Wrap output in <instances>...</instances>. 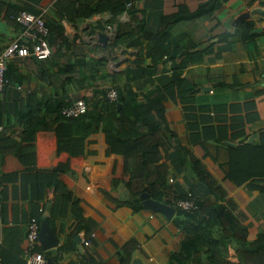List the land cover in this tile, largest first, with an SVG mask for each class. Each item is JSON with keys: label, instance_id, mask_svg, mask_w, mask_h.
Returning a JSON list of instances; mask_svg holds the SVG:
<instances>
[{"label": "crops", "instance_id": "crops-1", "mask_svg": "<svg viewBox=\"0 0 264 264\" xmlns=\"http://www.w3.org/2000/svg\"><path fill=\"white\" fill-rule=\"evenodd\" d=\"M57 1L0 0V22L5 24L0 29V53L24 31L14 17L21 10L45 16L53 47L45 60H10L9 83L0 97V132L6 130L20 140L23 108L45 104V97L67 103L77 98L97 101L106 88L129 85L146 102V93L179 78L175 88L183 86L186 97L166 101L174 135L162 159L169 166L171 201L189 191L213 199L195 156L238 201L247 214L249 238L254 239L264 227V179L250 180L252 187L248 182L237 184L225 170L229 145L260 142L264 134V28L244 36L237 30L242 22H235L243 11L264 6V0H217L211 13L168 26L164 17L182 5L195 11L212 0H133L132 6L126 3L118 11L106 10L77 23L59 12ZM131 7L137 8L142 29L113 45L117 22L135 23ZM113 17L117 22L112 24ZM248 20L254 21L253 29L264 25L259 14ZM101 32L108 34L106 42ZM81 136L78 131L66 140ZM34 144V162L28 156L33 163L0 153L1 264H23L27 221L40 213V207V222L47 217L58 238V245L47 249L55 264H122L128 242H133V249L125 264H168L169 253L180 244V229L173 223L177 208L168 217L146 207L142 197L140 203L132 199L126 152H108L102 129L83 134L77 153L70 141L59 149L57 133L48 128L36 132ZM55 180L60 184L55 186ZM66 191L72 193L68 202L63 199ZM77 236L81 241L76 243ZM88 238L90 244L85 243ZM230 253H235L233 247Z\"/></svg>", "mask_w": 264, "mask_h": 264}, {"label": "trees", "instance_id": "trees-1", "mask_svg": "<svg viewBox=\"0 0 264 264\" xmlns=\"http://www.w3.org/2000/svg\"><path fill=\"white\" fill-rule=\"evenodd\" d=\"M216 1L212 0L195 11H190L187 5H182L178 12L164 17V24L168 26L172 22L211 13L215 9ZM128 2L133 0H58L56 6L62 15L77 23L79 19L106 10L118 11ZM19 12L14 14L15 20ZM137 12L134 7L132 20L135 23L117 22L114 17L110 19L112 24L117 22L113 45L138 35L142 29V21ZM254 27V21L247 20L239 23L237 30L250 37ZM139 69L140 67H137L135 72ZM9 74L8 67V78ZM178 79L168 81L146 93V102L140 101L129 85L118 89L119 97L116 101L104 99L103 95L97 101L88 99L90 109L77 117L62 114V108L72 103H67L62 98L52 100L45 97V104L28 103L21 115L25 123L22 138L17 140L7 135L6 130H2L0 153H13L24 164L31 162L28 160L29 156L34 162L36 132L43 128L52 129L57 133L59 149L65 148V143L70 141L75 149L73 151L77 153L83 144V134L102 129L107 136L108 152H126L130 173L128 185L132 199L140 203L142 194L148 192L152 198L165 200L175 206L177 200L187 198L188 193L177 198L175 202L171 201L172 188L167 184L169 166L162 159L172 147L174 135L166 117V101L177 95L181 99L186 97L183 86L175 88L179 84ZM118 102L121 106H118ZM41 113L44 115L41 116ZM47 115L50 116L49 119ZM78 131H81V137L66 140L67 136L74 137ZM218 141L225 142L222 139ZM229 150L230 159L225 170L229 179L237 184L248 182L249 186L252 185L249 182L252 179H264V134L260 142L243 141L238 146L229 145ZM193 161L199 175L210 188L213 199H202L193 192L197 208L186 210L176 207L177 213L173 223L180 229V244L169 253L168 264H264V227L254 239H250L245 225L247 214L239 208L238 201L228 196L227 189L206 169L200 159L193 156ZM59 184L60 181H54L55 186ZM63 199L68 202L72 199V193L66 191ZM43 210V207L39 208L40 213ZM40 213L32 214L31 218L36 216L40 220ZM231 247L235 249L234 254L230 253ZM132 249L133 242L124 245L122 264L129 261ZM45 254L51 259L47 250ZM23 264H26V260Z\"/></svg>", "mask_w": 264, "mask_h": 264}, {"label": "built area", "instance_id": "built-area-1", "mask_svg": "<svg viewBox=\"0 0 264 264\" xmlns=\"http://www.w3.org/2000/svg\"><path fill=\"white\" fill-rule=\"evenodd\" d=\"M132 6V2H128ZM16 20L24 26V31L20 37L12 39L0 53V97L9 83L6 76L10 60L21 57L34 60H45L53 53V47L50 41V28L45 16L41 13H34L27 10L20 11ZM113 33L114 26H108ZM119 97V91L115 87L106 88L103 98L116 101ZM90 109L85 98H77L71 104L62 108V114L66 116H79ZM176 207L186 210L197 208L196 199L192 191L188 192L187 198L177 200ZM95 232L91 233V238ZM86 244L91 243L88 238ZM40 220L33 216L26 226V236L24 242L23 255L26 264H49V259L44 249H40Z\"/></svg>", "mask_w": 264, "mask_h": 264}, {"label": "water", "instance_id": "water-1", "mask_svg": "<svg viewBox=\"0 0 264 264\" xmlns=\"http://www.w3.org/2000/svg\"><path fill=\"white\" fill-rule=\"evenodd\" d=\"M255 14H259L260 16H262L264 18V6H258V7H254L252 9H248V10L243 11L241 14H239L237 16V18L235 19V22L236 23L243 22L245 20L250 19L251 16L255 15ZM3 24H1V22H0V29H5V24L4 25ZM263 28H264V25L258 26L255 29H253V31H261V30H263ZM100 38L104 42H106L108 40L109 36L107 33L101 32ZM118 106H121L120 102H118ZM233 144H235V143H233ZM141 197L143 200V204L146 207L156 209V210H160V211L164 212L168 217H172V215L176 211L175 206H172L168 203H165V202H162L160 200L152 198L148 192H144ZM79 241H81V239H78V236H77L75 238V242L77 243ZM40 242H41L43 249H45V250L58 245V238L56 236L54 229L49 225L47 217L44 218V220H42V223L40 226ZM80 246H81V244H80ZM49 264H55V263L51 259H49Z\"/></svg>", "mask_w": 264, "mask_h": 264}, {"label": "clouds", "instance_id": "clouds-1", "mask_svg": "<svg viewBox=\"0 0 264 264\" xmlns=\"http://www.w3.org/2000/svg\"><path fill=\"white\" fill-rule=\"evenodd\" d=\"M40 226H41V222H40ZM45 250V249H44Z\"/></svg>", "mask_w": 264, "mask_h": 264}, {"label": "rangeland", "instance_id": "rangeland-1", "mask_svg": "<svg viewBox=\"0 0 264 264\" xmlns=\"http://www.w3.org/2000/svg\"><path fill=\"white\" fill-rule=\"evenodd\" d=\"M235 257H232V259H234Z\"/></svg>", "mask_w": 264, "mask_h": 264}]
</instances>
